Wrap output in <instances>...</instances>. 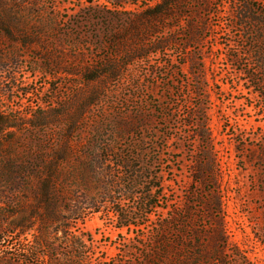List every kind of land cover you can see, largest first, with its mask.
Wrapping results in <instances>:
<instances>
[{
  "label": "rangeland",
  "instance_id": "374dc122",
  "mask_svg": "<svg viewBox=\"0 0 264 264\" xmlns=\"http://www.w3.org/2000/svg\"><path fill=\"white\" fill-rule=\"evenodd\" d=\"M43 1L54 6L65 29L62 33L75 34L67 39L54 34L41 38L33 34L12 38L0 31V116L12 117L18 111H35L46 107L50 101L56 103L54 114L60 115L64 105L92 99L91 87L82 71L86 66L96 65L103 56L106 24L102 19L89 16L98 5L93 0ZM233 3V0H226L225 13L217 15L218 0L210 1L213 31L207 34L203 49L206 56L205 84L210 97L208 127L214 144L223 206L217 228L222 229L228 245L220 264H264V99L260 94L264 86L255 92L243 82L241 71L248 58L241 65L228 60L242 44L238 29L231 24ZM21 23L30 29L36 26L34 22ZM180 43L177 50L170 49L165 55L151 54L145 61L131 65L120 84H113L112 80L99 84L96 88L102 93L101 99L85 115L84 125L70 137L66 146L74 147L78 152L65 163L75 166L80 161L78 156L89 147L100 156L101 147H132L135 140L139 141L138 147H147L149 167L147 182L142 185L139 195L149 191L160 201V208L151 214L148 222H135L137 227L118 228L120 219L112 212L108 220L103 213L106 211L92 213L78 222L76 227L91 236L94 243V264H137L154 229L195 201L188 198L187 190L198 193L209 190L200 185L193 167L200 142L193 136L195 116L191 118L192 124L186 118L198 103L192 90L195 81L191 64L187 62L180 67L184 55L192 53L193 48L185 50L183 42ZM56 62L60 63V69ZM171 69L176 75L166 88V75ZM136 91L142 94L141 101L152 103L153 115L146 114L139 121L136 118L134 121L142 122V128L137 133L119 137L114 133L113 103L131 105L137 101V97L133 100ZM162 105L168 110L167 122L162 121L157 113ZM24 124L8 127L0 136V165L12 160L35 163L39 153L48 154L52 147H63L60 143L65 139L67 123L53 124L45 129L35 128L29 121ZM83 188L75 194L82 195L85 200L104 197V186L98 181L92 180ZM111 195L121 202L124 210L132 206L123 193ZM116 205L112 201V210L118 207ZM206 223L211 224L209 219ZM32 232L27 235L30 241H33ZM142 235L145 236L142 238ZM220 239L210 236L201 238V241L211 246L223 245Z\"/></svg>",
  "mask_w": 264,
  "mask_h": 264
},
{
  "label": "trees",
  "instance_id": "16d2710c",
  "mask_svg": "<svg viewBox=\"0 0 264 264\" xmlns=\"http://www.w3.org/2000/svg\"><path fill=\"white\" fill-rule=\"evenodd\" d=\"M210 1L93 0L98 6L89 16L104 21L106 34L103 56L96 65L86 66L82 71L91 87L92 99L66 104L60 115L54 114L56 103L50 101L46 107L35 111H18L12 117L0 116V136L8 127L21 126L28 121L41 129L57 123L68 125L65 139L60 143L63 147H52L48 154L39 153L35 163L12 160L0 165V190L3 188L0 192V264H94V243L91 236L76 227L78 222L92 213L106 211L103 213L108 220L112 212L120 219L118 228L131 227L135 222H148L151 214L160 208L159 198L150 195L149 191L139 195L149 171L147 147H138L139 141L135 140L132 147H101L100 156L89 147L78 156L80 161L75 166L65 163L78 152L74 147L66 146L70 137L84 125L85 115L101 99L102 93L96 88L99 84L108 80L120 84L127 77L131 65L145 61L151 54L165 55L170 49L177 50L180 42L185 45V50L193 48L192 53L184 55L180 67L187 62L191 64L195 81L192 90L198 103L186 118L190 124L192 116L196 118L193 136L200 142V151L193 167L200 185L209 190L200 193L187 190L188 198L195 201L154 229L153 236L141 250L137 264L223 263L228 245L223 239L222 229L217 228L223 206L214 144L208 127L210 97L205 84L206 56L203 52L207 34L213 31ZM225 1L218 0L217 15L225 13ZM233 1L231 24L238 29L242 44L241 49L234 50L228 60L241 65L248 58L245 69L241 71L242 80L257 92V88L264 86V0ZM22 21L34 22L36 26L30 29L22 25ZM62 26L54 6H48L43 0H0V31L12 38H24L29 34L41 38L54 34L67 39L75 34H63L65 29ZM56 66L60 69L59 62ZM175 75L172 69L166 75V88L173 83ZM260 94L264 99V90ZM136 97L137 101L131 105L113 103L114 133L119 137L137 133L142 128L139 118L153 115L152 103L141 101L142 94L137 91L133 100ZM157 113L162 121L167 122L166 106L162 105ZM136 118L138 121H134ZM92 180L104 186L102 199L88 201L75 194ZM115 192L123 193L132 206L127 210L121 208V202L111 195ZM204 196L209 197L208 200ZM112 201L118 206L113 210ZM208 219L210 226L206 223ZM31 231L33 241L27 236ZM210 236L221 238L223 245L211 246L201 241V238Z\"/></svg>",
  "mask_w": 264,
  "mask_h": 264
}]
</instances>
